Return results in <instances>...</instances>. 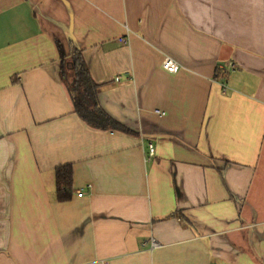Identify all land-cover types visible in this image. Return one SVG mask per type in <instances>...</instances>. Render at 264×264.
I'll list each match as a JSON object with an SVG mask.
<instances>
[{"label": "crops", "instance_id": "1", "mask_svg": "<svg viewBox=\"0 0 264 264\" xmlns=\"http://www.w3.org/2000/svg\"><path fill=\"white\" fill-rule=\"evenodd\" d=\"M70 41L130 132L74 112ZM102 262L264 264V0H0V264Z\"/></svg>", "mask_w": 264, "mask_h": 264}, {"label": "trees", "instance_id": "2", "mask_svg": "<svg viewBox=\"0 0 264 264\" xmlns=\"http://www.w3.org/2000/svg\"><path fill=\"white\" fill-rule=\"evenodd\" d=\"M59 50L60 45L58 46ZM59 76L65 81L74 112L90 126L100 129H116L130 132L126 126L107 114L98 103L97 93L99 84L94 82L87 69L82 51L71 41L68 53L60 52ZM222 68H216L215 77L221 79L226 73ZM55 195L58 201H67L72 194V167L70 163L54 168Z\"/></svg>", "mask_w": 264, "mask_h": 264}, {"label": "built area", "instance_id": "3", "mask_svg": "<svg viewBox=\"0 0 264 264\" xmlns=\"http://www.w3.org/2000/svg\"><path fill=\"white\" fill-rule=\"evenodd\" d=\"M118 42L121 44L126 43V39L124 37H120L118 38ZM161 67L170 73H176L179 68L178 64L169 56H164L162 58ZM233 67L234 65L231 62H229L224 68H222L223 69L222 72L227 74L230 69H233ZM215 75H216V72H215ZM115 79H119V77H116ZM221 87H222V93H224L226 91V83L224 81H222ZM154 112L157 114L163 113L162 111L157 110V109H155ZM153 152H154V148L152 144H149L148 154L153 155ZM78 195H80V193ZM154 245H155V240L153 238H150V248H152ZM101 264H107V262H102Z\"/></svg>", "mask_w": 264, "mask_h": 264}]
</instances>
